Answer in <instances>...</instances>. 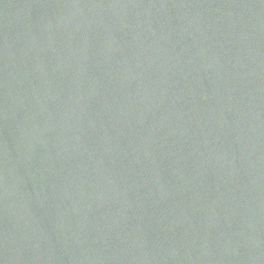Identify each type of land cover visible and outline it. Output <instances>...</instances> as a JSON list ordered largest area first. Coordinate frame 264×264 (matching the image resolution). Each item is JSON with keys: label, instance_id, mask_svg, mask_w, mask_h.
I'll return each mask as SVG.
<instances>
[{"label": "water", "instance_id": "1", "mask_svg": "<svg viewBox=\"0 0 264 264\" xmlns=\"http://www.w3.org/2000/svg\"><path fill=\"white\" fill-rule=\"evenodd\" d=\"M0 264H264V0H0Z\"/></svg>", "mask_w": 264, "mask_h": 264}]
</instances>
